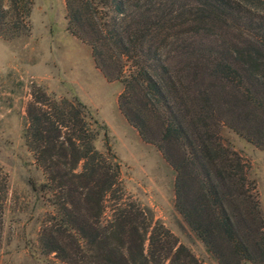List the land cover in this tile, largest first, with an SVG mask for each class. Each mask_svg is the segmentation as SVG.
<instances>
[{"label":"trees","instance_id":"1","mask_svg":"<svg viewBox=\"0 0 264 264\" xmlns=\"http://www.w3.org/2000/svg\"><path fill=\"white\" fill-rule=\"evenodd\" d=\"M115 1L67 0L68 29L90 44L104 75L123 85L120 109L173 167L176 208L207 249L220 264H264L254 184L219 135L227 126L264 150V0L170 8L169 0ZM125 5L138 10L136 21H128ZM32 8L30 0H0V36L27 33ZM213 23L221 24L222 42L181 40L185 86L166 52L180 31ZM89 115L79 99L36 97L28 107L26 145L46 179L38 188L30 183L54 207L40 235L43 253L66 264H201L168 231L163 236L151 209L122 201L118 165L95 146L106 127Z\"/></svg>","mask_w":264,"mask_h":264},{"label":"rangeland","instance_id":"2","mask_svg":"<svg viewBox=\"0 0 264 264\" xmlns=\"http://www.w3.org/2000/svg\"><path fill=\"white\" fill-rule=\"evenodd\" d=\"M30 1L33 8L28 32L16 39L0 36V264H66L55 254L43 253L40 247L41 232L54 207L48 196L30 183L38 188L46 181L25 139L28 107L36 97L46 103L79 99L86 105L91 121L106 127L95 146L108 163L118 165L122 201L151 209L163 236L168 231L172 240L188 247L201 264H220L176 208L173 167L156 145L143 140L120 109L123 85L104 75L90 44L68 29L67 0ZM185 1L169 0L168 8ZM134 7L126 6L130 22L138 18ZM96 21L100 22L98 18ZM220 25L213 23L205 30L183 29L180 42L169 46L166 53L171 56V71L185 86L187 72L178 51L181 40L196 35L205 43L214 39L222 42ZM104 51L108 52L106 47ZM151 124L155 127L153 121ZM219 135L243 160L264 213V150L227 126ZM106 206L105 218L110 215V203Z\"/></svg>","mask_w":264,"mask_h":264}]
</instances>
